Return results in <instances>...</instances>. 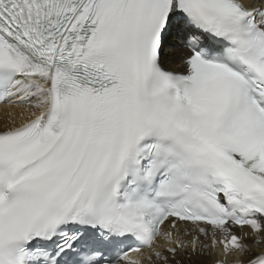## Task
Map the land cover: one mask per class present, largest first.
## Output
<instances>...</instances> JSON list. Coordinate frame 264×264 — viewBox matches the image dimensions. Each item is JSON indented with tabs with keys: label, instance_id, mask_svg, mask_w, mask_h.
I'll return each mask as SVG.
<instances>
[{
	"label": "snow or ice",
	"instance_id": "1",
	"mask_svg": "<svg viewBox=\"0 0 264 264\" xmlns=\"http://www.w3.org/2000/svg\"><path fill=\"white\" fill-rule=\"evenodd\" d=\"M0 105V264H264V0H0Z\"/></svg>",
	"mask_w": 264,
	"mask_h": 264
},
{
	"label": "bare ground",
	"instance_id": "2",
	"mask_svg": "<svg viewBox=\"0 0 264 264\" xmlns=\"http://www.w3.org/2000/svg\"><path fill=\"white\" fill-rule=\"evenodd\" d=\"M5 119V108L4 106L0 105V121H3ZM19 121V117H17V122ZM212 263L211 260H209L208 264Z\"/></svg>",
	"mask_w": 264,
	"mask_h": 264
}]
</instances>
